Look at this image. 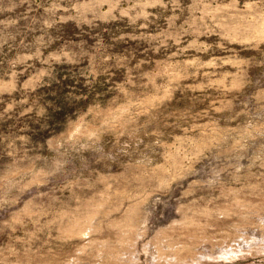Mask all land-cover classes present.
Segmentation results:
<instances>
[{"label": "rangeland", "instance_id": "374dc122", "mask_svg": "<svg viewBox=\"0 0 264 264\" xmlns=\"http://www.w3.org/2000/svg\"><path fill=\"white\" fill-rule=\"evenodd\" d=\"M0 264H264V0H0Z\"/></svg>", "mask_w": 264, "mask_h": 264}, {"label": "bare ground", "instance_id": "6f19581e", "mask_svg": "<svg viewBox=\"0 0 264 264\" xmlns=\"http://www.w3.org/2000/svg\"><path fill=\"white\" fill-rule=\"evenodd\" d=\"M129 216H130V215H129ZM130 221H131V223H132V222L134 223V222H135V219H133V218L131 217V220H130ZM134 225H135V224H134ZM79 233H83V232H82V231H81V232L79 231ZM86 233H87V232H86Z\"/></svg>", "mask_w": 264, "mask_h": 264}]
</instances>
